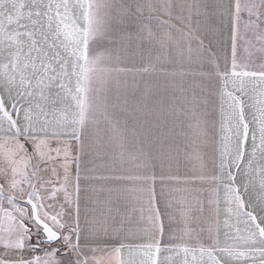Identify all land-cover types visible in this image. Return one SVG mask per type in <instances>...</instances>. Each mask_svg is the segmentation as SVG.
<instances>
[{"label":"snow or ice","instance_id":"6c2138e0","mask_svg":"<svg viewBox=\"0 0 264 264\" xmlns=\"http://www.w3.org/2000/svg\"><path fill=\"white\" fill-rule=\"evenodd\" d=\"M0 264H264V0H0Z\"/></svg>","mask_w":264,"mask_h":264}]
</instances>
